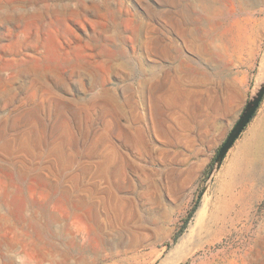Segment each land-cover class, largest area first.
Returning a JSON list of instances; mask_svg holds the SVG:
<instances>
[{
    "label": "rangeland",
    "instance_id": "374dc122",
    "mask_svg": "<svg viewBox=\"0 0 264 264\" xmlns=\"http://www.w3.org/2000/svg\"><path fill=\"white\" fill-rule=\"evenodd\" d=\"M175 11L164 0H0V264H160L171 250L172 264H264V95L216 162L264 79H256L264 0H219L214 10L194 13L208 40L215 36L223 49L212 60L184 43L171 20ZM159 39L180 45L199 74L183 85L171 77L176 118L169 109L163 120L156 114L152 82L136 98L143 117L131 125L144 130L149 152H136L120 131L131 128L127 119L114 124L112 139L129 159L124 178L111 181L124 196L123 213L113 227L85 225L69 212L65 192L79 183L84 190L73 195L90 202L92 184L106 189L107 182L91 174L106 149L92 146L104 133L102 105L112 90L122 97L128 83L136 86L143 68L151 73L155 66L177 65L157 50ZM121 54L130 74L108 75L107 64ZM90 98L98 99L90 109L91 127L84 114ZM167 125L168 135L162 130ZM28 131L42 141L36 156L12 150L11 140L19 143ZM66 153L77 162L64 171ZM187 167L193 171L180 183L177 169ZM59 171L65 178L53 188ZM45 206L59 218L50 220L47 213L48 232L36 219L32 225L20 217ZM46 241L67 255H52Z\"/></svg>",
    "mask_w": 264,
    "mask_h": 264
},
{
    "label": "bare ground",
    "instance_id": "6f19581e",
    "mask_svg": "<svg viewBox=\"0 0 264 264\" xmlns=\"http://www.w3.org/2000/svg\"><path fill=\"white\" fill-rule=\"evenodd\" d=\"M164 2H167V4L169 3L170 5L175 7L176 11L174 12V14H172L171 20L173 21V24H175L176 29L179 31L184 43H187L198 55H200L201 57H205L206 60H212L216 53H218L219 51H223V49H220L218 47L215 36L212 37L213 38L212 40L210 39L208 40V34H206L205 32L206 30L204 29V27L200 26L197 23L198 19L194 15V13L198 14L203 11L214 10L216 6L218 5L219 0H164ZM156 45H157V50L164 57L177 59L178 60L177 65L175 66L173 65L169 68L155 66L153 67V70L151 71V73L147 69L143 68L142 71L144 72V76L136 82L137 84L136 86L133 85L132 83H128L127 85L125 84L126 85L125 91H124L125 94H123L122 97L116 94L115 89L112 90V92L110 93L111 96L108 102L102 105V107L104 108L102 110L104 111H101V112H103V117L106 118L105 126H104V133L97 136L92 146H95V145L99 146V145L104 144L106 149H105V152L103 151L104 153L101 154L102 159L99 160L96 167L93 168V170H91L92 171L91 174L93 173L95 177L103 178L107 182L106 189L104 191H100L97 184L96 185L92 184L87 191L88 193H90V197H91L90 202H88L84 196L75 197L73 195V192L75 190H84V187L80 185L79 183L75 184V187L70 189V191L66 190L65 192L64 196L68 200L67 205L70 206L68 208H72L71 210L68 209L69 212L82 218L85 225L91 224L92 226L94 225L97 228H100L106 225H111L113 227V224L115 222L119 223L118 221L121 219V216L123 213L122 206L124 203V196H122V194H119L117 188L111 184V181L112 180L115 181L119 179L122 180L124 178L125 169L127 167V162H129V159L126 158L123 154L119 153L117 146L114 140L112 139L111 132H112V129L114 128V124L118 123V121L123 117L127 119L129 121L128 126H130L131 128L125 127L124 130H121V128L119 127L120 131L127 138L128 142H130L131 146L135 149L136 152L141 153L143 150L149 152V148L147 146V139L144 134V130L140 127H137V125L135 126L131 125V122L137 121L138 119H141L143 117V115L139 114V111H138L139 106H138V101L136 98L138 97V95L142 96L144 86L147 83L152 82L155 88V92L154 93L152 92V93L154 94V98L156 101L155 102L156 104L154 103V105H156V111H155L156 114L163 120V118L167 115V109H169L170 112L172 113L171 115L174 118H176V116H178L177 110L173 109L171 105V95H172V90H173V85H174L173 78L171 77H173V74H175L177 77L176 85L178 84L183 85L186 77H192V75L196 73L199 74V70H193V67L187 64L188 58H186V56H183L181 54L180 45H178L174 41L166 42L162 39L157 40ZM122 56L123 54L117 57H114V59H112L109 62V64H107V66L110 68L108 75H110L111 73L116 74L119 72H120L119 74L121 73L130 74V71L127 66V61L121 60ZM106 61H109V60H106ZM263 76H264V50H263L261 59L259 61L256 79L260 80L261 78H263ZM119 89L121 88L119 87ZM104 100H107V99H104ZM97 101L98 99L90 98L89 101L86 102L88 104L86 106V109L84 110V114L86 116L85 120L88 122L89 126L92 124V119L90 117V109L93 105H96ZM162 130H163V133L166 135L171 133V128L169 125L166 126V129H162ZM29 133L30 131H28V133L26 134L27 137L24 136L22 137V139H20L19 143H17L15 139L11 140L12 150L16 151V149H24V151H29L30 154H32L33 156H36V153H37L36 149L41 147L42 141L38 137L29 138L28 137ZM172 136L173 138L178 139L180 137V134L177 132H174V133L172 132ZM55 142L57 146L60 145V149L64 147V144L61 145L60 141L58 142L57 140L53 141V145L55 144ZM185 142L189 144L190 141L186 139ZM51 151L52 150L45 151L41 155L46 156ZM71 153H66V155L71 154ZM75 159L76 158L74 155L69 157L68 160L65 162V165H63L64 166L63 170L64 171L68 170V168L73 166V164L77 162V161L75 162ZM183 161H186V159L183 158ZM130 162L135 163L137 166H139L138 163L134 161L133 159H130ZM87 171H88L87 168L82 169V173L84 174ZM192 171L193 169L188 168V167L185 170L177 169V173H178L177 178H179L178 180L180 181V183H184V181L188 179ZM62 172L63 171H59L58 179L55 180V183H52L53 188L61 184L62 177H63ZM66 172H69V171H66ZM66 172H65V175H66ZM85 175H83L82 177H84ZM99 193L101 194V200L99 201L100 204L98 200H94V197H97ZM202 209L203 208L200 207L196 211V214L194 217V223L191 225V228L196 225L199 218L201 217L202 211H203ZM46 213H49L50 220L53 219L54 221L59 222V218L54 213H51L48 208H46ZM63 226L64 225H62L61 228H63ZM47 228L48 227L46 226V229ZM74 228L77 229V227H74ZM65 234L67 233L65 232ZM10 242H13V241H10ZM27 243H28V246L30 244L35 247L36 245V244H32L31 241ZM15 244L16 243L10 244V246L14 247ZM8 245L9 244H7V246ZM17 245L19 244L17 243ZM1 247L3 248V246ZM45 247H47V250L54 256L56 255L66 256L67 255L63 251V249L59 248L55 244H51L50 247H48L47 241H46ZM17 249L18 247L16 248V250ZM172 252L174 251L171 250L170 253H168L165 257H163L160 261V264H172L173 261L175 260V258L172 257L171 255ZM44 256L46 255L44 254ZM11 259H8V260H11ZM52 264H59V263L55 259L52 261Z\"/></svg>",
    "mask_w": 264,
    "mask_h": 264
},
{
    "label": "water",
    "instance_id": "95a60500",
    "mask_svg": "<svg viewBox=\"0 0 264 264\" xmlns=\"http://www.w3.org/2000/svg\"><path fill=\"white\" fill-rule=\"evenodd\" d=\"M264 95V79L263 82L260 84L257 92L253 96L251 100L247 103L244 111L239 116L238 120L235 122L234 126L229 131L228 135L226 136L223 143L220 145L217 155H216V162L219 164L223 157L225 156L228 149L233 145L236 138L239 136L241 131L250 121L251 117L253 116L254 112L256 111L262 97Z\"/></svg>",
    "mask_w": 264,
    "mask_h": 264
},
{
    "label": "crops",
    "instance_id": "0c3cea01",
    "mask_svg": "<svg viewBox=\"0 0 264 264\" xmlns=\"http://www.w3.org/2000/svg\"><path fill=\"white\" fill-rule=\"evenodd\" d=\"M227 87H229V85L227 86ZM27 208V204H24L23 205V208L22 209H26ZM46 206H45V210L43 209H40V208H38L37 210H34L33 211V213L30 215V217H27L26 218V216L25 215H22V216H20L22 219H25V220H27V221H30L31 222V224L33 225V219H36L42 226V230H44V232H46L47 231V229H46V226H47V220H46V216H47V213H46ZM40 218H43V220H44V222H42L41 220H40ZM48 227V226H47Z\"/></svg>",
    "mask_w": 264,
    "mask_h": 264
}]
</instances>
